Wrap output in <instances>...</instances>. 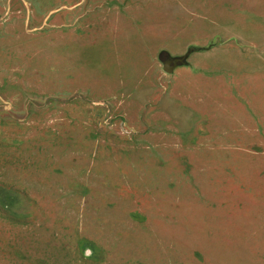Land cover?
Segmentation results:
<instances>
[{"label": "rangeland", "instance_id": "374dc122", "mask_svg": "<svg viewBox=\"0 0 264 264\" xmlns=\"http://www.w3.org/2000/svg\"><path fill=\"white\" fill-rule=\"evenodd\" d=\"M0 264H264V0H0Z\"/></svg>", "mask_w": 264, "mask_h": 264}]
</instances>
